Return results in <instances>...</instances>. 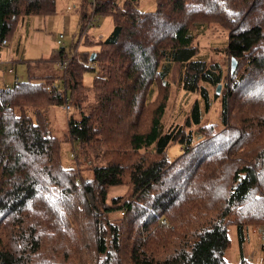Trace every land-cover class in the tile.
Returning <instances> with one entry per match:
<instances>
[{
	"label": "trees",
	"instance_id": "obj_1",
	"mask_svg": "<svg viewBox=\"0 0 264 264\" xmlns=\"http://www.w3.org/2000/svg\"><path fill=\"white\" fill-rule=\"evenodd\" d=\"M93 2L81 0L79 33L94 15L113 23L106 38L85 42L95 50L75 54L65 72L56 65L72 45L21 60L27 79L0 82V264H232L230 227L242 248L246 230L264 226V0H154L147 12L138 0ZM54 4L0 0V51L21 21L51 15ZM209 25L227 32L233 73L199 55L194 39ZM174 75L203 101L176 131L164 127L166 96L151 101L152 87L167 89ZM207 87L223 131L193 141L185 129L208 111ZM66 100L73 151L96 160L85 180L62 165L45 116ZM174 143L183 153L169 160ZM119 187L126 191L109 196ZM83 229L88 248L71 238ZM62 230L61 248L45 249ZM235 264L253 263L240 251Z\"/></svg>",
	"mask_w": 264,
	"mask_h": 264
},
{
	"label": "rangeland",
	"instance_id": "obj_2",
	"mask_svg": "<svg viewBox=\"0 0 264 264\" xmlns=\"http://www.w3.org/2000/svg\"><path fill=\"white\" fill-rule=\"evenodd\" d=\"M88 1L92 7L94 2L91 0ZM115 2L118 5H121L124 0H115ZM138 2V7L141 11L147 12L154 9V0H138ZM80 4L81 0H55L54 13L51 15L33 16L21 21L6 46L7 49H18L7 50L8 52H12V59L15 60L16 73H14V75L17 77L18 81H24L27 79L24 62L21 60L45 59L60 48L68 51L71 45L72 50H76L75 54L80 52H90L95 49L91 46L86 47L89 42H91L89 45L93 46L92 42L100 40L99 38H106L109 35L113 27L112 18L109 15H94L93 24L85 30V34L87 35L86 38L82 37L80 39L78 27V12ZM60 35L62 36V39L60 40L61 44H58L57 40H59L58 38ZM227 37L228 34L225 30L209 25L202 27L194 39V45L196 46L199 55L204 56L211 63L219 64L224 73H226L231 65V61L222 52L227 44ZM87 41L88 43H85ZM5 53L6 50H3L2 54L5 55ZM9 63V60H5L0 55V72L1 70H4ZM6 77L10 76L5 73V78ZM91 81L92 74L86 73L83 76L84 85H90ZM152 88V102L156 100L157 103L164 95L167 98L165 102V114L163 116L164 127L167 130L176 131L178 128L184 126L194 102H198L200 109L203 112V101L201 100L199 93H185L177 85L176 75L170 80L167 89L156 85ZM207 92L210 106L208 111L203 113L200 126H190L185 129L186 132H190L193 141L199 138H213L214 135L223 131V126L220 124L219 120V98H214L215 88L207 87ZM221 92H223L222 89L217 95H220ZM69 114L70 113H66L62 108L58 107H50L45 111L51 134L61 142L60 155L62 165L64 167H73L76 170L77 175L79 173L80 178L85 180L90 178L91 175L89 171L96 160L91 154H85L82 152L77 156V152L75 151V153L73 151L72 140L67 136L66 118ZM181 147L182 146L178 143L171 144L166 151L167 158L172 160L173 158L180 157L183 153ZM73 154L74 156L70 158V155ZM125 191L126 187L111 189L109 191V196L122 195ZM120 217L121 216L118 212H114L109 218L112 223L120 224ZM260 230L262 232H260ZM263 230L264 226L248 228L246 230V238L242 248H240L236 228L230 227L229 239L231 245L226 252V258L230 263H238L240 260V251H242L243 257L253 264H264ZM58 232L60 239L63 240L55 244L49 242L45 245V249H49V251L52 249L53 253H56V250L61 248V244L68 239L66 234L68 230H62L63 233L60 231ZM85 235H88V231L83 229V231L78 233L76 237L71 238L74 240L77 237H80L84 241L83 237ZM85 244L88 248L86 242ZM79 254L80 256H83L82 253ZM85 257H87V255H85Z\"/></svg>",
	"mask_w": 264,
	"mask_h": 264
},
{
	"label": "built area",
	"instance_id": "obj_3",
	"mask_svg": "<svg viewBox=\"0 0 264 264\" xmlns=\"http://www.w3.org/2000/svg\"><path fill=\"white\" fill-rule=\"evenodd\" d=\"M91 1L93 2L94 0H91ZM92 24H93V18H91V19L87 22L86 27L83 29L82 33L80 34V39H81L82 37L87 36V35L85 34V30H86L90 25H92ZM58 39H59V40H57V43H58V44H61V43H60V40L62 39V36L60 35ZM1 45H2V46H5V45H6L5 41H3ZM75 53H76V50H73V51H72V52H71V53H70L65 59H63L61 62H58V63H57L56 67H57V69H58L60 72H65V71H66L69 62H70L71 58L75 55ZM9 72H10V73H13V69L10 68V69H9ZM0 79H1V76H0ZM17 81H18V79H17V77L15 76L13 82H17ZM5 88H6V89H9V85H6ZM61 108H62V110H63L64 112H66V113H68V112L70 111V106H69V103H68L67 100L64 102V104L62 105Z\"/></svg>",
	"mask_w": 264,
	"mask_h": 264
},
{
	"label": "crops",
	"instance_id": "obj_4",
	"mask_svg": "<svg viewBox=\"0 0 264 264\" xmlns=\"http://www.w3.org/2000/svg\"><path fill=\"white\" fill-rule=\"evenodd\" d=\"M99 39H104V38H99ZM3 50H6L5 55L2 54V51H3ZM7 50H18V49H14V48L7 49V47L5 46V47L0 51V55H1L5 60H9V61H10L9 65H8L4 70H1V72H0V75H1V80H0V82L5 83L6 85H10V84L13 83V80H14V78H15L14 73H16V72H15L16 63H13V62H15V60L12 59V56H13V55H12V52H8ZM10 68L13 69V73H10V72H9V69H10ZM5 73H6L7 75H9L10 77H6V78H5ZM0 85H1V83H0ZM242 256H243V254H242Z\"/></svg>",
	"mask_w": 264,
	"mask_h": 264
},
{
	"label": "water",
	"instance_id": "obj_5",
	"mask_svg": "<svg viewBox=\"0 0 264 264\" xmlns=\"http://www.w3.org/2000/svg\"><path fill=\"white\" fill-rule=\"evenodd\" d=\"M93 59H94V53H92L90 55V57H89V60L90 61H93ZM235 68H236V61L234 59H231L230 72L233 73L234 70H235ZM220 88H221V85L220 84L217 85V87H216V93H219Z\"/></svg>",
	"mask_w": 264,
	"mask_h": 264
}]
</instances>
